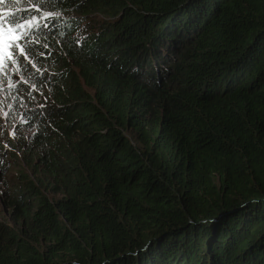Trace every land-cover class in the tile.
I'll return each mask as SVG.
<instances>
[{
	"label": "trees",
	"instance_id": "obj_1",
	"mask_svg": "<svg viewBox=\"0 0 264 264\" xmlns=\"http://www.w3.org/2000/svg\"><path fill=\"white\" fill-rule=\"evenodd\" d=\"M9 13L46 25L23 30L17 62L47 102L23 110L30 174H9L0 146L19 221L0 218V264H264V0H5Z\"/></svg>",
	"mask_w": 264,
	"mask_h": 264
},
{
	"label": "rangeland",
	"instance_id": "obj_2",
	"mask_svg": "<svg viewBox=\"0 0 264 264\" xmlns=\"http://www.w3.org/2000/svg\"><path fill=\"white\" fill-rule=\"evenodd\" d=\"M83 20L88 24L87 28H95V24L99 19H102L98 13H91L89 15H84ZM90 31V29H89ZM0 146L6 148L7 152L1 157L9 161V165L13 164L14 167L8 173L13 171H18L20 168L26 170L30 174L29 160H34L36 158L34 151H29L28 141L34 131L33 128L27 126L29 121H33L32 115L34 113L26 112L28 107H35L38 104L47 102V99H41L39 96L32 97L34 94L39 93L36 86L29 82L28 79L20 71V66L18 62L15 65L9 67L6 72H0ZM29 82L32 85V92L17 95V102H13L14 93L12 85L16 86L18 82ZM36 92V93H33ZM48 94L51 92L47 91ZM13 102V103H12ZM44 113L45 108L37 109L36 113ZM10 209L3 202V196L1 195L0 187V218L13 224L18 225L19 221L13 220L10 216ZM45 240L43 239V242Z\"/></svg>",
	"mask_w": 264,
	"mask_h": 264
},
{
	"label": "snow or ice",
	"instance_id": "obj_3",
	"mask_svg": "<svg viewBox=\"0 0 264 264\" xmlns=\"http://www.w3.org/2000/svg\"><path fill=\"white\" fill-rule=\"evenodd\" d=\"M11 0H9V3ZM41 0H35V3H40ZM5 0H0V5H4ZM39 11V9H37ZM53 14L49 13L43 15L41 19H48ZM39 20L25 19L24 23L15 19L14 14L0 15V72L15 65L21 55L25 53V48L21 46V42L27 43L30 37L25 31L26 27L31 29L33 27H42ZM14 87V85H12Z\"/></svg>",
	"mask_w": 264,
	"mask_h": 264
},
{
	"label": "water",
	"instance_id": "obj_4",
	"mask_svg": "<svg viewBox=\"0 0 264 264\" xmlns=\"http://www.w3.org/2000/svg\"><path fill=\"white\" fill-rule=\"evenodd\" d=\"M161 237V236H160Z\"/></svg>",
	"mask_w": 264,
	"mask_h": 264
}]
</instances>
